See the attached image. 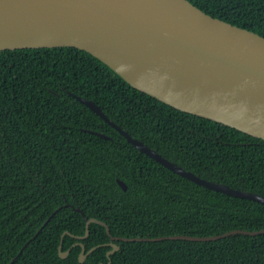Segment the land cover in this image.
Returning a JSON list of instances; mask_svg holds the SVG:
<instances>
[{
    "label": "trees",
    "instance_id": "16d2710c",
    "mask_svg": "<svg viewBox=\"0 0 264 264\" xmlns=\"http://www.w3.org/2000/svg\"><path fill=\"white\" fill-rule=\"evenodd\" d=\"M189 1L264 36V0ZM69 93L196 176L264 197L263 139L176 109L85 50H0V264H107L103 225L91 222L82 239L64 233L84 234L82 213L122 237L264 228V204L171 171ZM76 242L95 247L82 262ZM114 242L110 264H264V233Z\"/></svg>",
    "mask_w": 264,
    "mask_h": 264
},
{
    "label": "water",
    "instance_id": "95a60500",
    "mask_svg": "<svg viewBox=\"0 0 264 264\" xmlns=\"http://www.w3.org/2000/svg\"><path fill=\"white\" fill-rule=\"evenodd\" d=\"M44 47L85 50L136 89L181 111L264 140V36L214 17L189 0H0V50ZM69 94L171 171L215 191L264 204L261 195L202 179L167 160L113 123L92 100ZM116 181L126 189L123 181ZM82 217L83 235L64 233L82 239L89 234L91 222L103 225L111 240L107 264L110 254L119 249L115 240L205 241L264 233L262 228L210 236L122 237L112 236L102 220L83 213ZM78 244L82 262L95 247L86 251L84 244ZM58 254L64 258L68 250L62 251L59 244Z\"/></svg>",
    "mask_w": 264,
    "mask_h": 264
},
{
    "label": "flooded vegetation",
    "instance_id": "af4514ba",
    "mask_svg": "<svg viewBox=\"0 0 264 264\" xmlns=\"http://www.w3.org/2000/svg\"><path fill=\"white\" fill-rule=\"evenodd\" d=\"M78 243H81V242H76V243H74L73 245H75V244H78ZM83 244V243H82ZM66 250H68L69 251V249H66ZM81 251V250H80ZM80 253V252H79Z\"/></svg>",
    "mask_w": 264,
    "mask_h": 264
}]
</instances>
